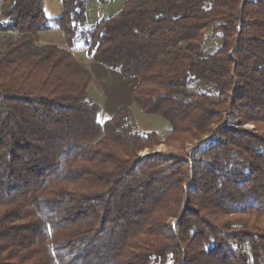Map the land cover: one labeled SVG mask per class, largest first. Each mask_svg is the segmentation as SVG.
<instances>
[{
  "label": "trees",
  "instance_id": "16d2710c",
  "mask_svg": "<svg viewBox=\"0 0 264 264\" xmlns=\"http://www.w3.org/2000/svg\"><path fill=\"white\" fill-rule=\"evenodd\" d=\"M0 1V264H264V0ZM76 50L169 132L99 117Z\"/></svg>",
  "mask_w": 264,
  "mask_h": 264
},
{
  "label": "rangeland",
  "instance_id": "374dc122",
  "mask_svg": "<svg viewBox=\"0 0 264 264\" xmlns=\"http://www.w3.org/2000/svg\"><path fill=\"white\" fill-rule=\"evenodd\" d=\"M124 2L125 0H88L87 15L89 23L94 24L101 19L111 17L121 9ZM43 4L46 17L52 18L63 13L62 0H43ZM1 8L2 3L0 1V11ZM43 34H47L48 36L45 35L46 39L53 41V43L65 45L64 35L59 29H50L43 32ZM75 54L83 65L93 71L94 80L89 88V93L101 105L99 117L110 115L121 105H130L140 130H156L163 135L169 132L170 124L165 119L159 116L147 115L134 104L130 95L132 84L119 71L93 61L87 55L86 50H76ZM244 127L253 129L255 126L247 123ZM207 138L208 136L205 137V139ZM192 146V144H186L183 152L188 153ZM169 150V145L165 143H161L154 148V151ZM150 151V149H145L141 154L146 155ZM256 226L264 234V219L261 218ZM259 243L263 242L260 241Z\"/></svg>",
  "mask_w": 264,
  "mask_h": 264
},
{
  "label": "built area",
  "instance_id": "2783aa9c",
  "mask_svg": "<svg viewBox=\"0 0 264 264\" xmlns=\"http://www.w3.org/2000/svg\"><path fill=\"white\" fill-rule=\"evenodd\" d=\"M100 1H106V0H100Z\"/></svg>",
  "mask_w": 264,
  "mask_h": 264
}]
</instances>
